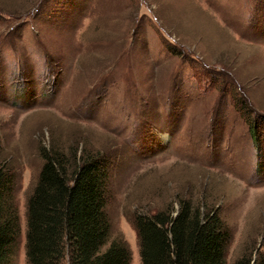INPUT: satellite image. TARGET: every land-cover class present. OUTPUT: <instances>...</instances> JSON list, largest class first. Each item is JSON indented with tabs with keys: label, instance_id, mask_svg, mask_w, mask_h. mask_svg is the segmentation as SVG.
I'll use <instances>...</instances> for the list:
<instances>
[{
	"label": "rangeland",
	"instance_id": "374dc122",
	"mask_svg": "<svg viewBox=\"0 0 264 264\" xmlns=\"http://www.w3.org/2000/svg\"><path fill=\"white\" fill-rule=\"evenodd\" d=\"M52 145L102 162L110 234L131 264L132 217L176 215L180 200L219 212L226 264L260 261L264 0H0V161L19 226L10 264H26L25 198Z\"/></svg>",
	"mask_w": 264,
	"mask_h": 264
},
{
	"label": "trees",
	"instance_id": "16d2710c",
	"mask_svg": "<svg viewBox=\"0 0 264 264\" xmlns=\"http://www.w3.org/2000/svg\"><path fill=\"white\" fill-rule=\"evenodd\" d=\"M39 157L42 164L24 203L26 264H131L124 238L110 234L102 162L82 150L61 153L53 145L39 148ZM4 162L0 161V264H10L19 226L9 196L16 180ZM175 214L166 206L132 217L141 264H226L231 234L217 210L204 213L199 204L180 200ZM251 262L235 264H264V254Z\"/></svg>",
	"mask_w": 264,
	"mask_h": 264
},
{
	"label": "crops",
	"instance_id": "0c3cea01",
	"mask_svg": "<svg viewBox=\"0 0 264 264\" xmlns=\"http://www.w3.org/2000/svg\"><path fill=\"white\" fill-rule=\"evenodd\" d=\"M18 6H21V5H18Z\"/></svg>",
	"mask_w": 264,
	"mask_h": 264
}]
</instances>
